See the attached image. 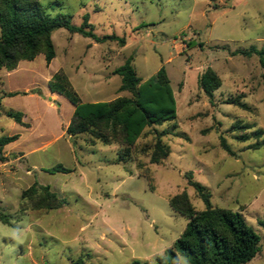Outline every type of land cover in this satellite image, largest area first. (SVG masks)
I'll list each match as a JSON object with an SVG mask.
<instances>
[{
  "label": "rangeland",
  "instance_id": "1",
  "mask_svg": "<svg viewBox=\"0 0 264 264\" xmlns=\"http://www.w3.org/2000/svg\"><path fill=\"white\" fill-rule=\"evenodd\" d=\"M39 3L49 17L65 16L76 27L86 20L95 35L123 37L125 44L95 43L60 28L51 36L55 57L48 65L39 54L11 72L0 70V138L18 135L0 151V264H70L86 254L92 264H154L187 223L171 211L169 199L185 191L196 210L204 209L186 172L210 191L213 207L241 213L260 238L259 252L246 264H264L258 223L264 219V148L254 149L253 138L237 140L243 131H231L235 124L252 126L248 133L264 131V68L255 56L231 55L250 46L264 49V0ZM130 56L142 80L163 67L174 93L176 120L155 127L169 132L161 140L170 153L160 165L149 164L152 130L137 141L131 160L119 164L118 145L68 137L73 107L48 91L61 70L83 103L128 97L118 92L120 78L112 72ZM207 67L221 80L212 105L197 85ZM233 100L245 108L226 103ZM8 111L21 113L23 125L6 117ZM219 134L234 155L219 147ZM55 165L71 172L45 171ZM35 183L66 205L52 211L21 207V193ZM179 264H185L182 258Z\"/></svg>",
  "mask_w": 264,
  "mask_h": 264
},
{
  "label": "trees",
  "instance_id": "2",
  "mask_svg": "<svg viewBox=\"0 0 264 264\" xmlns=\"http://www.w3.org/2000/svg\"><path fill=\"white\" fill-rule=\"evenodd\" d=\"M87 19V18H85ZM66 29L70 34H78L95 43L114 40L124 46L123 37L102 36L93 33V29L85 22L72 26L65 16L49 17L45 14L39 0H0V70L11 72L21 61H32L42 54L48 65L55 57L52 33L57 29ZM89 28V29H87ZM201 47L203 44H199ZM232 56L250 58L255 56L261 68H264V49L250 46L247 49L235 50ZM132 57H128L112 74L120 78L118 92H126L128 97H118L107 102L83 103L73 91L63 71H57L48 81L50 94L64 97L73 107L69 124L65 130L68 137L89 136L88 144L95 143L108 146L116 144V163H128L136 150L137 141L147 130L153 132V144L148 154L149 164L160 165L169 155L170 148L161 140L169 132H157L155 127L176 120V102L166 71L160 67L156 73L146 80L136 74L132 65ZM199 90L213 104V92L221 86L217 74L207 67L197 77ZM17 93H8L13 97ZM245 108L233 100L226 102ZM6 117L23 125V115L8 111ZM252 126L235 124L231 131L242 132L236 136L239 141L255 139L254 149L264 148V131ZM203 134L206 131L202 132ZM179 137V136H177ZM18 135L0 138L1 149L16 141ZM219 147L228 155H234L225 138L218 135ZM139 152H144V149ZM50 174H67L71 171L62 165L46 169ZM143 176H146L144 174ZM187 185L203 205V210H196L185 191L172 196L168 206L174 213L187 220L186 226L172 246L154 257V264H179L180 258L185 264H246L260 250L259 235L245 222L239 211L213 207L211 193L201 183L193 179L191 172L184 174ZM66 205V200L49 191L47 186L33 184L20 195V206L33 210H57ZM3 224H8L5 216ZM264 228V219L258 221ZM90 256L80 255L70 264H92ZM128 264H145L134 259Z\"/></svg>",
  "mask_w": 264,
  "mask_h": 264
},
{
  "label": "crops",
  "instance_id": "3",
  "mask_svg": "<svg viewBox=\"0 0 264 264\" xmlns=\"http://www.w3.org/2000/svg\"><path fill=\"white\" fill-rule=\"evenodd\" d=\"M94 102H98V101H93V102H91V103H94Z\"/></svg>",
  "mask_w": 264,
  "mask_h": 264
},
{
  "label": "clouds",
  "instance_id": "4",
  "mask_svg": "<svg viewBox=\"0 0 264 264\" xmlns=\"http://www.w3.org/2000/svg\"><path fill=\"white\" fill-rule=\"evenodd\" d=\"M16 238H19V237H16Z\"/></svg>",
  "mask_w": 264,
  "mask_h": 264
}]
</instances>
